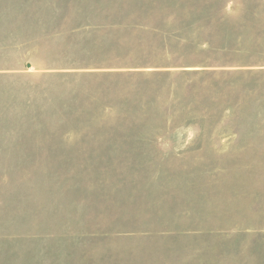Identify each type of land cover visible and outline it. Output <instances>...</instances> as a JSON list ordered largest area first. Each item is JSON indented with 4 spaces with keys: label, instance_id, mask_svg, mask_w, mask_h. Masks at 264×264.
I'll return each instance as SVG.
<instances>
[{
    "label": "rangeland",
    "instance_id": "1",
    "mask_svg": "<svg viewBox=\"0 0 264 264\" xmlns=\"http://www.w3.org/2000/svg\"><path fill=\"white\" fill-rule=\"evenodd\" d=\"M0 74V264H264V0H0Z\"/></svg>",
    "mask_w": 264,
    "mask_h": 264
},
{
    "label": "trees",
    "instance_id": "2",
    "mask_svg": "<svg viewBox=\"0 0 264 264\" xmlns=\"http://www.w3.org/2000/svg\"><path fill=\"white\" fill-rule=\"evenodd\" d=\"M117 50V49H116ZM113 51V50H112ZM110 51L103 52L102 55L98 56L99 61L98 64L95 67H107L111 69H117V70H125L123 72H115L113 75H144L146 73H152V72H144L148 67H153L156 69H165V65L163 64H155V62H151L154 60H146V58H138L133 57L130 55H120L118 53H115L114 55L111 54H105ZM152 59V58H150ZM141 61H146L142 62ZM154 74L159 73V71H154Z\"/></svg>",
    "mask_w": 264,
    "mask_h": 264
},
{
    "label": "crops",
    "instance_id": "3",
    "mask_svg": "<svg viewBox=\"0 0 264 264\" xmlns=\"http://www.w3.org/2000/svg\"><path fill=\"white\" fill-rule=\"evenodd\" d=\"M1 75V74H0Z\"/></svg>",
    "mask_w": 264,
    "mask_h": 264
}]
</instances>
